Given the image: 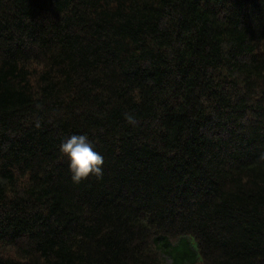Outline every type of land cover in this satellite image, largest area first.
Returning <instances> with one entry per match:
<instances>
[{"label": "trees", "instance_id": "1", "mask_svg": "<svg viewBox=\"0 0 264 264\" xmlns=\"http://www.w3.org/2000/svg\"><path fill=\"white\" fill-rule=\"evenodd\" d=\"M0 264H264V0H0Z\"/></svg>", "mask_w": 264, "mask_h": 264}, {"label": "clouds", "instance_id": "2", "mask_svg": "<svg viewBox=\"0 0 264 264\" xmlns=\"http://www.w3.org/2000/svg\"><path fill=\"white\" fill-rule=\"evenodd\" d=\"M131 120V117H128ZM60 151L69 159L71 180L79 183L90 175L97 179L103 175V155L95 150L92 140L86 133L72 134L60 144Z\"/></svg>", "mask_w": 264, "mask_h": 264}]
</instances>
